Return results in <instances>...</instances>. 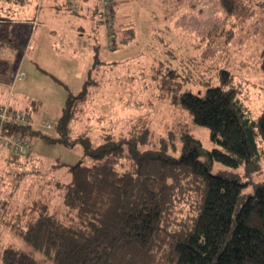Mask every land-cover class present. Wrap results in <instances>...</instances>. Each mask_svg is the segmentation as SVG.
<instances>
[{
	"label": "trees",
	"instance_id": "16d2710c",
	"mask_svg": "<svg viewBox=\"0 0 264 264\" xmlns=\"http://www.w3.org/2000/svg\"><path fill=\"white\" fill-rule=\"evenodd\" d=\"M220 3L227 15L242 20L254 12L248 0ZM100 8L101 0L96 15ZM6 15L0 16V49L13 43L14 22ZM119 27L107 36L113 48L135 35L134 26ZM219 29L208 33L210 43ZM104 61L96 51L90 69L98 73ZM260 67L264 72V48ZM91 70L84 87L66 99L53 135L31 122L4 123V133L12 137L80 146L84 160L70 168L61 208L51 210L39 197L15 217H5L6 224L54 264H264V179H247L262 166L264 108L257 118L248 115L233 72L221 68L220 82L207 84L202 94L163 77L161 87L172 103L195 126L209 129L208 148L189 122L155 135L146 115L130 120L125 132H107L96 142L87 131L73 135L72 124L99 83ZM215 162L225 168L213 172ZM240 167L243 173L236 170ZM250 182L253 190L246 192ZM0 264L42 263L5 244L0 234Z\"/></svg>",
	"mask_w": 264,
	"mask_h": 264
},
{
	"label": "rangeland",
	"instance_id": "374dc122",
	"mask_svg": "<svg viewBox=\"0 0 264 264\" xmlns=\"http://www.w3.org/2000/svg\"><path fill=\"white\" fill-rule=\"evenodd\" d=\"M48 1L32 0L29 6L32 9L41 5L44 11ZM248 1L254 12L242 20L227 15L220 0H118V15L123 12L129 21L132 19L130 26H134L135 35L115 48L108 38H112L116 19L112 25L104 26L106 32L94 30L92 35H101L96 40L78 34L70 37L71 42L64 35L52 36L46 26L40 25L43 32L32 43L33 49H27L26 24L24 19H19L12 26V45L0 49V97L11 99V105L23 113L26 106L33 105L31 124L53 135L66 99L71 93L77 94L91 74L89 70L97 51L105 59L98 73L97 69L91 70L99 83L92 87L84 111L74 120L73 135L87 131L96 142L107 132H125L130 120L146 115L155 135L165 134L173 125L185 121L204 145L211 148L209 129L195 126L187 112L172 103L170 93L161 87L163 77L179 80L183 89L202 94L207 84L220 82L221 68L231 70L241 88L248 115L257 118L264 108V72L260 67L264 0ZM17 3L18 7L20 1ZM68 9L73 10L71 5ZM33 21L29 38L36 25ZM98 24L101 26L102 21L98 20ZM215 28L220 29L210 43L208 33ZM66 42L67 48L63 44ZM18 70L24 71L25 76L14 82ZM25 140L29 145H24L23 151L15 152L6 144L0 145V234L5 244L20 247L42 264H54L3 219L15 217L24 204L39 197L49 202L51 210L61 208L62 185L71 179V166L83 160L81 147L41 137ZM260 147L262 166L247 177L249 180L264 179L261 142ZM223 168V164L215 162L212 171ZM236 170L244 172L242 167ZM252 190L250 182L245 191Z\"/></svg>",
	"mask_w": 264,
	"mask_h": 264
},
{
	"label": "crops",
	"instance_id": "0c3cea01",
	"mask_svg": "<svg viewBox=\"0 0 264 264\" xmlns=\"http://www.w3.org/2000/svg\"><path fill=\"white\" fill-rule=\"evenodd\" d=\"M32 0H25V3H22L20 1L19 6L17 7V2H8L3 1L0 4V16H9L13 19V22L19 21V19H24V23L26 24V35H25V42L28 34L30 33V23L33 20H37V24L35 25V28L32 32L31 36V43H33L35 40L37 41V38L40 37V35L43 32L42 30H39V26H46L48 29L49 34L52 36L60 37L61 35H64L65 39H69L68 41L71 42L72 36L76 35H85L87 34L90 37H94L95 40L101 36V35H92L94 30H100L106 32L104 28H101L100 24H98L96 11L98 10L100 6V0H98L96 3L92 2L91 0H49L46 3V9L42 11L41 5H37L36 8H32L29 6L30 2ZM42 1V0H38ZM72 2L77 3V8L70 10L68 9V6L72 5ZM116 6H115V13H114V20L117 22V26L119 25L121 28L126 25L132 24V19L129 21L127 14L120 12L118 15V0H115ZM43 3V2H42ZM41 3V4H42ZM86 4V8L84 4ZM14 5V6H13ZM3 8L7 9L9 12H3ZM22 8V10L20 9ZM11 10V13H10ZM46 12V14H45ZM4 13V14H3ZM123 24H122V22ZM121 22V24H120ZM118 26V27H119ZM133 26V25H132ZM103 27V26H102ZM106 37L107 35L104 34ZM71 37V38H70ZM61 41V40H60ZM24 42V44H25ZM65 44V48H67L68 44ZM61 44V45H63ZM96 44H98L96 42ZM98 47V46H97ZM33 49V47H32ZM8 102L9 105L12 104L11 99H6L3 97H0V103ZM32 106V107H31ZM14 110H18L17 108L10 106ZM26 111L28 110L30 113V110L33 109V105L26 106ZM31 115V113H30Z\"/></svg>",
	"mask_w": 264,
	"mask_h": 264
},
{
	"label": "built area",
	"instance_id": "2783aa9c",
	"mask_svg": "<svg viewBox=\"0 0 264 264\" xmlns=\"http://www.w3.org/2000/svg\"><path fill=\"white\" fill-rule=\"evenodd\" d=\"M113 0H101V8L99 9L97 15L98 18L101 19L103 27L107 24L110 25L109 17H110V9L112 6ZM73 9L77 8V3L72 2ZM37 24V20L35 19L33 21ZM106 27V26H105ZM104 27V29H106ZM27 49H31L33 47L31 43V38L28 39ZM25 76V72L22 70H18L15 73L14 82L17 80L23 79ZM13 122V123H19V124H27L31 122L30 115L23 113L18 110L12 109L8 103L0 104V145L4 146L6 144L11 150L17 152V151H23L24 145H29L28 141H23L24 138H22L20 135H16L15 137H11L9 135H6L3 131V125L5 122Z\"/></svg>",
	"mask_w": 264,
	"mask_h": 264
},
{
	"label": "bare ground",
	"instance_id": "6f19581e",
	"mask_svg": "<svg viewBox=\"0 0 264 264\" xmlns=\"http://www.w3.org/2000/svg\"><path fill=\"white\" fill-rule=\"evenodd\" d=\"M72 6V5H71ZM72 8H73V6H72Z\"/></svg>",
	"mask_w": 264,
	"mask_h": 264
}]
</instances>
